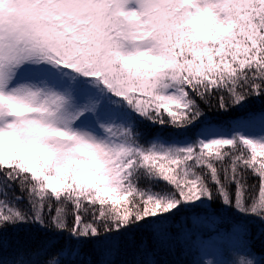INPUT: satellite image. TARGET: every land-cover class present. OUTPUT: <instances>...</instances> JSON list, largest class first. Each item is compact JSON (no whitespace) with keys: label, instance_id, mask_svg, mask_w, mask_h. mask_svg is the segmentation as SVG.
<instances>
[{"label":"snow or ice","instance_id":"1","mask_svg":"<svg viewBox=\"0 0 264 264\" xmlns=\"http://www.w3.org/2000/svg\"><path fill=\"white\" fill-rule=\"evenodd\" d=\"M0 264H264V0H0Z\"/></svg>","mask_w":264,"mask_h":264}]
</instances>
